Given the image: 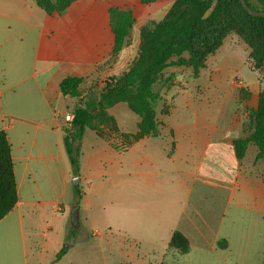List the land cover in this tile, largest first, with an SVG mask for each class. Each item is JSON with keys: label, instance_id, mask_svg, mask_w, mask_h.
Masks as SVG:
<instances>
[{"label": "crops", "instance_id": "1", "mask_svg": "<svg viewBox=\"0 0 264 264\" xmlns=\"http://www.w3.org/2000/svg\"><path fill=\"white\" fill-rule=\"evenodd\" d=\"M110 5L77 0L63 14H48L35 0H0V130L10 145L18 193L15 206L0 218V264H264V242L253 244L250 237L234 244L202 215L208 208L203 168L224 149L233 164L227 185L215 186L216 192H229L224 211L231 205L237 222L246 205L237 193V136L224 127L223 114L221 130L186 123L184 115L197 112L190 109L200 103L195 100L175 102L166 119L173 135L163 130L141 136L125 151L86 132L79 143L81 197L76 194L63 120L73 102L60 82L73 75L91 86L116 72L102 66L115 38ZM42 203L56 214L69 245L56 242L53 224L40 222ZM74 204L80 206V228L70 235ZM244 228L254 235V228ZM176 230L189 239L187 252L170 245ZM223 238L227 244L220 245ZM77 241L85 249L81 259L71 252ZM62 248L67 251L56 260Z\"/></svg>", "mask_w": 264, "mask_h": 264}, {"label": "rangeland", "instance_id": "2", "mask_svg": "<svg viewBox=\"0 0 264 264\" xmlns=\"http://www.w3.org/2000/svg\"><path fill=\"white\" fill-rule=\"evenodd\" d=\"M75 1L77 0L72 3ZM247 1L253 7H263L259 0ZM175 3L176 0L149 2L111 0V5L107 8L109 18L110 9L114 7L130 9L133 12L135 20L128 34L127 44L120 52L116 54L112 52L105 64L102 65L105 69L115 67L116 72H112L100 80L97 79L91 86L82 85L80 97L68 98L73 103L69 104L70 111L68 110L63 116L65 128L70 127V120H67L66 117L67 115L72 116L71 108L80 105L89 97H100L110 76L119 77L129 71L141 53L143 28L148 24L162 22ZM186 8L189 9L191 16L206 18V22L202 24L201 32L209 35L210 26H219L225 23L227 33L223 38L222 45L214 53L207 55L198 74H195L191 64L192 53L185 49L180 56L171 57L167 65L155 77L154 89L161 93V98L154 106L160 132L162 133L163 130L169 132L170 130L173 135L174 129L167 125L166 119L174 109L175 102L182 99L184 102L186 100L200 102L195 107H190L191 110L197 112L190 111L184 115L186 123H191L192 126H196L197 123L204 124L208 126L209 132H212L215 126L221 130L222 124L217 123L220 121L219 118L221 119L220 115L223 114L224 127L230 126L237 138H246L263 122L260 104L264 97V31L257 30L252 25L248 16L235 0H206L205 3L187 5ZM251 43L256 46L255 49ZM166 86L170 87L167 89ZM108 114L115 121H112ZM140 120L141 117L132 111L126 102H117L110 107L101 105L98 110L93 112L90 126L85 133L87 132V137H93V133L104 134L113 130L110 126L114 125L131 136L139 133ZM135 140L134 137H129L127 140L113 137L109 142L117 149H124ZM235 140L232 150L236 162L239 163L237 166L239 174L236 181L240 182L237 186V193L243 197L246 206L239 210V221L237 222L235 210L231 205L226 213L224 211L225 200H227L229 192L225 191L219 196L216 192L215 186L227 185L226 182L230 180L227 175L231 174L228 166L233 164L229 150L224 149L221 157L216 156L204 165L203 187L205 184L208 208L202 210V215L207 218L208 226L215 229L220 227V231L228 235L234 244L248 243L250 237H253V244H262L264 242V159L257 158L258 149L254 143H249L240 152L235 145ZM80 141H75V144H79ZM171 148L175 150L174 142ZM77 178L80 176L72 177L73 185L78 180ZM213 202L216 203L215 207L210 209ZM48 207V204L42 203L43 213L40 222L44 225L53 224L56 227L58 221L55 217L56 214L50 212ZM243 226L254 228V235H250L251 232ZM69 227H72L70 222ZM53 236L56 242L62 240L63 246L69 245L63 232L57 227L53 231ZM76 239L79 240L80 237H76ZM219 243L225 245L227 240L223 238ZM71 252L79 259L83 258L85 252L83 243L75 242V247Z\"/></svg>", "mask_w": 264, "mask_h": 264}, {"label": "trees", "instance_id": "3", "mask_svg": "<svg viewBox=\"0 0 264 264\" xmlns=\"http://www.w3.org/2000/svg\"><path fill=\"white\" fill-rule=\"evenodd\" d=\"M35 1L46 13L61 14L68 9L74 0ZM143 1L149 2L154 0ZM205 1L176 0L174 7L162 22L148 24L143 28L141 53L129 71L119 77L110 76L100 97H89L73 109L70 127L64 128V140L75 175L78 174L80 157L82 155L81 147L79 144H75V141H80L83 138L85 131L90 126L93 112L98 110L101 105L110 107L114 103L123 101L129 105L132 111L141 117L139 133L128 136L125 132L111 125L110 127L113 130H109L104 134L97 133L105 140L109 141L113 137L127 140L129 137L138 139L147 134L160 135V127L155 116L154 106L161 98V93L154 89L155 77L167 65L171 57L180 56L185 49L192 53L191 64L194 67L195 74H198L207 55L214 53L222 45L223 38L227 33L225 23L219 26H210L209 35L201 32L202 24L206 22V18L191 16L186 6L198 3L202 4ZM235 1L248 16L252 25L257 30L264 31V17L250 15L243 8L239 0ZM259 1L263 7L254 8L264 9V0ZM110 20L115 36L112 52L116 54L127 44V37L135 19L130 9L114 7L110 9ZM199 45L201 46L199 47ZM251 46L254 49L256 47L252 43ZM83 81L82 77L67 76L60 82L61 92L63 95L72 98L80 97ZM167 87L169 88V86ZM260 108L263 122L256 127L250 136L237 138L235 145L242 152L252 142L258 149L257 158L264 159V97L261 100ZM108 117L112 121L114 120L109 114ZM126 149L127 147L120 150L125 151ZM173 152L174 149L171 148L169 154ZM75 192L80 198L81 190L79 186L75 188ZM17 200L18 193L11 149L5 131L0 130V218L15 206ZM76 232L77 229L70 227V235H74ZM170 245L179 248L182 252H187L190 248L189 239L178 230L174 231ZM66 251L67 248L60 249L56 255V260L60 259Z\"/></svg>", "mask_w": 264, "mask_h": 264}, {"label": "water", "instance_id": "4", "mask_svg": "<svg viewBox=\"0 0 264 264\" xmlns=\"http://www.w3.org/2000/svg\"><path fill=\"white\" fill-rule=\"evenodd\" d=\"M239 2L241 3V5L243 6V8L250 14L253 16H261L264 17V9H257L252 7L247 0H239ZM76 178V177H75ZM78 180L76 182H74L75 186L78 185L80 178H77ZM79 210H80V206L79 204H74L70 211H71V215H70V221H71V225L74 228H78L79 227Z\"/></svg>", "mask_w": 264, "mask_h": 264}, {"label": "built area", "instance_id": "5", "mask_svg": "<svg viewBox=\"0 0 264 264\" xmlns=\"http://www.w3.org/2000/svg\"><path fill=\"white\" fill-rule=\"evenodd\" d=\"M67 120H70L71 121V119H72V116L71 115H67Z\"/></svg>", "mask_w": 264, "mask_h": 264}]
</instances>
